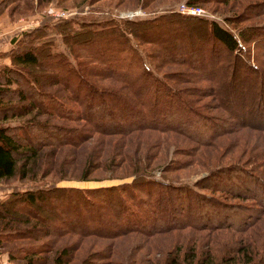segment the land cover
Instances as JSON below:
<instances>
[{
  "label": "rangeland",
  "instance_id": "rangeland-1",
  "mask_svg": "<svg viewBox=\"0 0 264 264\" xmlns=\"http://www.w3.org/2000/svg\"><path fill=\"white\" fill-rule=\"evenodd\" d=\"M5 1L0 0V66L10 64V50L19 46V43L23 41L24 36H20L22 30L28 31L43 23H52L57 17L69 18L73 21H90L100 15H108L114 19L133 20L169 11L186 14L181 11L182 7L194 6L203 10L202 15L196 16L213 20L235 34L238 29L264 24V4H255L264 0H198L196 4H189L187 0ZM191 23L193 21H183L184 25L190 26ZM73 27H78L77 23H74ZM46 31L50 32L47 29ZM145 33L147 38L151 39L160 32L153 30L150 33L147 29ZM192 34L197 38L199 34L201 39L205 38L198 24L193 28ZM172 36L173 42H180L174 35ZM55 38L53 49H63L60 35L55 34ZM142 38L144 41H140L137 49L143 54V60L151 73L158 76L165 75L171 86L176 87L175 89L180 90V86L187 87L189 89L187 93L183 92L184 88L181 90V95L186 98L184 102L187 107L190 105L187 101L190 100L193 104L191 107L197 112L208 117L215 116L218 118L219 125H223V131L213 136L209 140L211 142L200 144L193 137L187 136L185 132L181 133L171 129L161 130L142 126L127 129L129 118L124 117L110 99H106L107 104L113 106H111L113 113L102 115L101 120L107 122L119 120L125 127L124 132L106 133L93 125L94 119H96L93 115L91 120L81 115L84 112V106L80 102L86 99L84 90H82L79 93L78 101L64 99L66 104H63L72 108V111H66L68 115L64 117L53 113H39L31 118L32 113H29L7 120L10 124L25 122L26 126H30L32 125L30 120L43 122V119H47L57 125L77 127L75 129L79 134L64 136L63 132L58 134V130L53 132L52 137L64 136L67 138V142L58 146L48 144L42 147L32 166L34 175L20 178L15 174L8 178H1L0 199L7 197L11 191H23L36 185L49 186L53 183L58 186L86 188L127 183L142 177L140 181L153 180L170 186H179L180 188L174 190L163 187V191L182 194L180 199L187 201L189 195H192V198L197 201L194 202L189 198L188 202L192 205L190 209L181 200V204L178 203L185 213L176 207L171 208L172 215H174L172 217L176 218L173 221H189V223L182 227L154 231L157 229V225L164 223L163 220L153 226L149 224L148 219L135 222L126 219L122 214L120 220L114 224H107V229L112 231L123 225H130L133 229L112 236L109 233L99 235L96 230L93 232L91 219H88V222L83 220L84 226L77 222L67 229L66 220L63 222L56 220L55 228H65L60 234L51 231L47 236H40L38 239L23 237L3 242L0 245V264H25L26 261L19 257L26 255V251L23 250L33 245L40 246L37 250L40 252L34 254L36 259L34 264H54V257L61 252L62 248H65V251L61 252L62 254L58 258L60 264H189V262L191 264H207L210 261V264H264V212L259 215L255 212V209L260 206L256 200L259 195L254 189L252 180L246 178L243 181L241 172L230 168L233 165H239L243 169L264 177V130L261 131L260 126H256L263 121L264 101H261L257 107L253 103L246 106V110L249 112L246 123L249 125L241 126L243 123L241 122L239 126H236L228 118L226 121L221 120L220 123V119L226 118V114L223 109L216 106L218 105L216 97L206 95L207 91L201 92L204 93L202 96H197L195 91L191 90L192 87H199L201 90L204 85L210 84L207 78L201 77L204 70H208L210 66L201 65L193 69L173 61L161 63L159 59L151 58V56L146 57L143 52H151L150 55H152L155 46L152 43H147L145 37ZM244 44L248 47L250 62L255 61L258 64L259 60L260 68H264V48L254 47L251 42H244ZM182 53L184 52L182 51ZM176 72L184 81L174 78ZM190 73H194L193 76L198 74V77L187 81ZM92 79L95 80L94 76ZM121 82L106 76L100 81L95 80V85L106 86L105 88H109L110 91L120 88L121 91L117 90V92L122 93H119L122 99H124L123 95L126 98L134 97L130 87H126ZM56 87L58 88L59 84L57 86L48 85L43 89L53 91ZM59 92L65 93L60 89ZM190 92L193 93L190 94ZM197 97L201 98L197 99ZM253 109L260 111L255 114ZM260 112H263V115ZM156 114L160 115L158 111L151 115L147 114L145 120L156 116ZM105 125L109 127L108 124ZM25 131L33 138L40 133L29 127ZM207 133H203L202 130L196 132L202 137H205ZM43 137L50 136L43 135ZM225 168L227 170L222 171ZM227 173L231 175V177L229 176L230 180L240 185V189L244 188L245 191L251 189L254 192L252 196L256 199L232 196L223 190L211 191L205 185L208 181L219 183L218 178ZM140 181L134 182L136 185L132 188V196L148 200L149 196L145 191L153 189L150 198L153 202L156 198V190L160 187L153 186L150 182ZM184 186H188L191 191L185 193V189H182ZM126 188V191H121L127 201H131L126 193L128 187ZM194 193L201 194L203 198L199 197L201 198L199 199ZM164 194L166 195V193ZM88 197L98 200V197L90 195ZM82 198L84 197L78 198L79 203L82 202ZM164 203L165 201H163ZM175 203L177 204V200ZM91 204H93L92 201ZM218 204L221 207L237 204V207H243V210L231 212L226 216L223 215L225 212L217 210ZM185 206L186 211L184 210ZM32 208L37 209L36 206H32ZM165 208L164 211L170 209L168 206ZM20 210L27 211L22 203ZM38 211L43 212L42 209H38ZM88 213L92 215V212ZM88 213L81 210L79 217H88ZM205 215H207L206 218ZM64 217L66 218L65 214ZM224 219L225 221H223ZM218 220L229 221L230 224L226 227H214L213 224ZM168 221L170 222V220ZM199 222L202 223L199 224ZM19 225V227L24 226V224ZM38 233L41 231L39 230ZM9 251L17 256L9 258Z\"/></svg>",
  "mask_w": 264,
  "mask_h": 264
},
{
  "label": "trees",
  "instance_id": "trees-1",
  "mask_svg": "<svg viewBox=\"0 0 264 264\" xmlns=\"http://www.w3.org/2000/svg\"><path fill=\"white\" fill-rule=\"evenodd\" d=\"M196 1L198 0H187V3L196 4ZM259 3L264 4V1H258L255 4ZM184 20L193 21V23L190 26L184 25ZM74 23H77L78 27H73ZM197 24L204 33L205 38L203 39L200 34L199 39L192 34L193 28ZM46 29L50 32H47ZM147 29L150 33L153 30L160 33L149 39L145 33ZM237 31L235 34L213 20L176 11L133 20L114 19L108 15H100L90 21H73L69 18L57 17L52 23H43L28 31L22 30L20 36H24L23 41L19 43V46L10 50V64L0 66V179L15 174L20 178L34 175L32 166L42 147L48 144L58 146L67 142V138L64 137L67 134H79L75 129L77 127L57 125L47 119H43V122L30 120L29 122L32 124L30 126H26L25 122L10 124L7 120L29 113H32L31 118L39 113H53L64 117L68 115L67 110L72 111L71 106L63 104L65 103L64 99L76 102L82 90H84L86 99L83 101L82 98L83 100L80 102L84 106V112L81 115L90 120L93 115L96 118L93 125L106 133H119L125 130L119 120L111 122L101 120L102 115L113 113V106L108 105L106 99H110L119 112L129 118L127 129L140 126L161 130L171 129L181 133L185 132L187 136L193 137L200 144L211 142L209 140L213 136L223 131V125H219L218 118L212 115L208 117L197 112L191 107L193 104L190 100L187 101L190 104L187 107L184 102L186 98L181 95L183 86L179 87L180 90L175 89L176 87L171 86L165 75L158 76L151 73L143 60V54L137 49L140 41H144L142 37L147 39V43H152L155 46L152 55H150L151 52H143L146 57L151 56V58L159 59L161 63L173 61L193 69L201 65L210 66L209 71L204 70L201 75L202 78H207L210 84L204 85L201 90L199 87H192L191 90L195 91L197 96H202L204 93L201 92L207 91L206 95L216 97L218 103L216 106L223 109L226 114V118L220 119V123L221 120L226 121L228 118L236 126H239L241 122H243L241 126L249 125L246 123L249 116L246 106L253 103L257 107L261 101H264V68H260L259 60L258 64L255 61L250 62L248 47L244 42H251L254 47L264 48V24L253 25L250 28L244 27ZM55 34L60 35L63 45L61 50L53 49L56 40ZM172 35L180 42H173ZM177 73H174V78L184 81ZM192 74L194 73L188 75L187 81L198 77V74H195L196 77ZM93 76L96 81H100L106 76L122 81L123 85L130 87L134 97L126 98L123 95L124 99H122L119 95L120 92H117V90L121 91L120 88L110 91L109 88H105L106 86H96L95 80L92 79ZM171 79L173 80V78ZM58 84L59 87L53 91L43 89L45 86H57ZM59 89L65 93H60ZM187 90L189 89L186 87L183 92L187 93ZM192 93L190 92V94ZM199 98L201 97H197V99ZM155 111H158L160 115L156 114V116L145 120L147 114L151 115ZM254 111L253 113L258 114L260 110ZM260 113L263 115V112ZM105 124H108L109 127ZM256 126H260L261 131L264 130V117L263 121ZM28 127L31 130H38L40 132L38 136L35 138L29 136L25 131ZM57 130L58 134L63 132L65 135L52 137L51 134ZM199 130L205 134L208 133L202 137V135L196 134ZM43 135L50 137H43ZM230 168L241 172L243 181L248 178L254 182L253 186L259 195L258 199L252 196L254 192L248 187V191H245L244 188L240 189L239 184L229 179L231 175L228 173L218 178L219 183L208 181L205 184L207 188L211 191L223 190L227 194L240 198H254L260 204L255 212L258 215L263 213L264 177L243 169L239 165H233ZM224 170L227 169L222 171ZM228 170L230 169L228 168ZM140 178L142 179V177ZM141 179L86 188L58 186L52 183L49 186L36 185L23 191H11L7 197L0 199V245L3 242L23 237L38 239L40 236H47L51 231L60 234L65 228H55L56 220H59L57 222L66 220L67 229L77 222L84 226L83 220L88 222V219H91L93 232L96 230L99 235L109 233L112 236L133 229L130 225H123L112 231L107 229L109 224L120 220L122 214L126 219L135 222L148 219L149 224L153 226L163 220L164 223L157 225V229L154 231L182 227L189 223V221H173L176 218L172 217L174 215H172L171 208L176 207L179 211H183L180 208L182 201L190 209L192 205L188 200L189 198L193 199L192 195H189L186 201L180 199L182 194L163 191V187L172 190L180 188L177 185L170 186L153 180L140 181ZM137 181L150 182L153 186L161 188L156 190V198L153 202L150 200L153 189L145 191L149 196L148 200L132 196V188L136 185L134 182ZM126 187H128L126 193L131 201H127L121 191H126ZM141 188L143 189V187ZM182 189H185V193L191 191L188 186H184ZM89 195L98 197V200L89 199ZM195 195L198 198L202 196L197 193ZM81 196L84 198L79 203L78 198ZM175 200H177V204ZM163 201L166 205L163 204ZM196 201L194 200V202ZM21 203L24 204L27 211L20 210ZM89 204L91 205L89 206ZM32 206H36L37 209H33ZM167 206L170 209L164 211ZM217 206H219L217 210L225 212L223 215L226 216L231 212L243 210V207H237V204L223 205L225 207L218 204ZM38 209H42L43 212ZM65 209L68 210L65 211ZM81 210L86 214L92 212V215L88 213V217L80 218ZM60 215L62 216L59 217ZM223 221L218 220L213 224L214 227H226L230 224L229 221ZM19 224H24V226L19 227ZM140 227L144 229V227ZM39 230L41 233H38ZM38 248L40 246L36 245L25 248L23 251H26V255H21L19 258L25 260V264H34L36 260L34 254L40 252L37 251ZM64 251L65 248H62L61 252ZM61 252L54 257V264H60L58 258L62 254ZM8 256L15 258L17 255L9 251ZM210 263L211 261L207 264ZM189 264L191 263L189 262Z\"/></svg>",
  "mask_w": 264,
  "mask_h": 264
},
{
  "label": "built area",
  "instance_id": "built-area-1",
  "mask_svg": "<svg viewBox=\"0 0 264 264\" xmlns=\"http://www.w3.org/2000/svg\"><path fill=\"white\" fill-rule=\"evenodd\" d=\"M181 11L186 14H193V15H202L203 10L199 7L194 6H185L182 7Z\"/></svg>",
  "mask_w": 264,
  "mask_h": 264
}]
</instances>
